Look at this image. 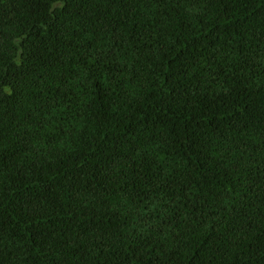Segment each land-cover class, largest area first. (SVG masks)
Returning <instances> with one entry per match:
<instances>
[{"label": "trees", "instance_id": "1", "mask_svg": "<svg viewBox=\"0 0 264 264\" xmlns=\"http://www.w3.org/2000/svg\"><path fill=\"white\" fill-rule=\"evenodd\" d=\"M0 264H264V0H0Z\"/></svg>", "mask_w": 264, "mask_h": 264}]
</instances>
